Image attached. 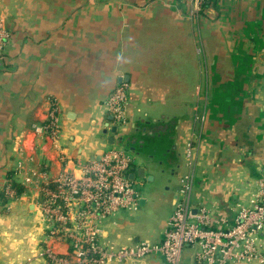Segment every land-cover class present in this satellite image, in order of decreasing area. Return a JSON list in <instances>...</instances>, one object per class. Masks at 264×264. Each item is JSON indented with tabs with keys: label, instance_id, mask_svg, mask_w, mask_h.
<instances>
[{
	"label": "crops",
	"instance_id": "1",
	"mask_svg": "<svg viewBox=\"0 0 264 264\" xmlns=\"http://www.w3.org/2000/svg\"><path fill=\"white\" fill-rule=\"evenodd\" d=\"M190 10L187 0H0L9 33L0 52V264H48L37 255L45 232L37 188L4 194L17 161L47 177L77 175L109 147L126 148L138 208L153 194L167 208L151 242L161 239L187 171L189 203L207 208L212 226L232 223L247 203L264 175V0H204ZM119 82L126 121L114 128L103 100ZM49 100L56 142L32 130ZM154 171L160 183L151 182ZM111 217L101 222L108 246L138 240L119 212ZM194 249L183 248L185 262ZM160 262L152 254L115 264Z\"/></svg>",
	"mask_w": 264,
	"mask_h": 264
},
{
	"label": "built area",
	"instance_id": "2",
	"mask_svg": "<svg viewBox=\"0 0 264 264\" xmlns=\"http://www.w3.org/2000/svg\"><path fill=\"white\" fill-rule=\"evenodd\" d=\"M196 14L203 0H187ZM9 33L0 22V52ZM126 84L117 83L103 100L109 123L115 128L125 124ZM56 106L49 100L43 122L33 124L35 134L56 142ZM108 126H105L107 128ZM186 144L185 156L190 155ZM133 154L122 146H112L79 167V173L61 170L47 177L45 170L24 169L17 161L4 194L13 197L15 185H32L39 194L36 205L45 230L37 255L48 264H115L138 261L159 254L160 264H234L255 261L264 264V175L256 180L255 190L246 204L237 205L232 223L212 226L210 212L203 206L192 208L189 194L191 172L179 177L177 196L158 241L136 240L113 248L101 236V222L119 209L135 211L138 193L127 171ZM18 175V176H17ZM20 177V178H18ZM51 242L64 246L57 250ZM194 247L192 259L182 258L184 247Z\"/></svg>",
	"mask_w": 264,
	"mask_h": 264
},
{
	"label": "rangeland",
	"instance_id": "3",
	"mask_svg": "<svg viewBox=\"0 0 264 264\" xmlns=\"http://www.w3.org/2000/svg\"><path fill=\"white\" fill-rule=\"evenodd\" d=\"M165 172L166 171L164 170V175H165ZM151 175L153 177L151 182L160 183L159 180L162 179L161 172L154 171L152 172ZM136 189L137 188L135 186V190ZM157 197L158 195L156 194L151 195L150 199L147 201L146 206L140 209L137 207L136 211L119 209L113 214L119 212L121 215V218L120 220H118V222L124 225V227L131 229L132 231H135L137 234L136 239L145 240L146 238H149L148 234H150L152 229H154L155 227L159 225L160 220L164 217V213L167 210L166 207H162L164 205L159 200L156 199ZM164 197L167 198V193L164 195ZM112 215H110L109 218Z\"/></svg>",
	"mask_w": 264,
	"mask_h": 264
},
{
	"label": "trees",
	"instance_id": "4",
	"mask_svg": "<svg viewBox=\"0 0 264 264\" xmlns=\"http://www.w3.org/2000/svg\"><path fill=\"white\" fill-rule=\"evenodd\" d=\"M203 3H204V0H203ZM203 3H202V5H203ZM15 189H16V193L18 192V188H17V185H15ZM3 197H6L4 194H3Z\"/></svg>",
	"mask_w": 264,
	"mask_h": 264
},
{
	"label": "water",
	"instance_id": "5",
	"mask_svg": "<svg viewBox=\"0 0 264 264\" xmlns=\"http://www.w3.org/2000/svg\"><path fill=\"white\" fill-rule=\"evenodd\" d=\"M111 130L113 131L114 130V128H111ZM126 149V148H125ZM141 170H143L142 168H141ZM138 176H141V175H138Z\"/></svg>",
	"mask_w": 264,
	"mask_h": 264
}]
</instances>
